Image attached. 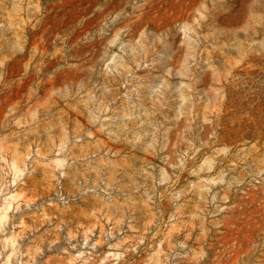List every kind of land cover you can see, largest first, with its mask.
Wrapping results in <instances>:
<instances>
[{"label": "rangeland", "instance_id": "374dc122", "mask_svg": "<svg viewBox=\"0 0 264 264\" xmlns=\"http://www.w3.org/2000/svg\"><path fill=\"white\" fill-rule=\"evenodd\" d=\"M0 264H264V0H0Z\"/></svg>", "mask_w": 264, "mask_h": 264}]
</instances>
